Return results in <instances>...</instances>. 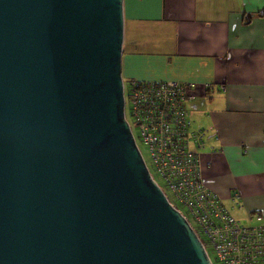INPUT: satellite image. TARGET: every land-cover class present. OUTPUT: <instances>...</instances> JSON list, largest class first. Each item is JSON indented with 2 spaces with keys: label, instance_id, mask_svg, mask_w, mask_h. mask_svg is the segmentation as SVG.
<instances>
[{
  "label": "water",
  "instance_id": "95a60500",
  "mask_svg": "<svg viewBox=\"0 0 264 264\" xmlns=\"http://www.w3.org/2000/svg\"><path fill=\"white\" fill-rule=\"evenodd\" d=\"M124 0H0V264H212L125 116Z\"/></svg>",
  "mask_w": 264,
  "mask_h": 264
},
{
  "label": "crops",
  "instance_id": "0c3cea01",
  "mask_svg": "<svg viewBox=\"0 0 264 264\" xmlns=\"http://www.w3.org/2000/svg\"><path fill=\"white\" fill-rule=\"evenodd\" d=\"M122 73L211 84L189 104L216 133L205 181L239 192L241 219L264 213V0H124Z\"/></svg>",
  "mask_w": 264,
  "mask_h": 264
},
{
  "label": "built area",
  "instance_id": "2783aa9c",
  "mask_svg": "<svg viewBox=\"0 0 264 264\" xmlns=\"http://www.w3.org/2000/svg\"><path fill=\"white\" fill-rule=\"evenodd\" d=\"M210 87L194 81L132 79L128 85L124 82V96L156 173L183 208L153 179L204 239L212 264L209 248L217 264H261L264 213L254 211L249 217L252 222H245L237 215L242 208L239 192H232L227 201L205 181L202 157L204 150L216 151V133L211 126H195L189 103Z\"/></svg>",
  "mask_w": 264,
  "mask_h": 264
},
{
  "label": "rangeland",
  "instance_id": "374dc122",
  "mask_svg": "<svg viewBox=\"0 0 264 264\" xmlns=\"http://www.w3.org/2000/svg\"><path fill=\"white\" fill-rule=\"evenodd\" d=\"M123 78H124L125 85H128V82H129L130 80H132V79L126 78V77H124V76H123ZM127 87H128V86H127ZM189 104H190V103H189ZM130 106H131L130 101H129V100H126V102H125V116H126V119H127L128 123H129V125H130V127H131L132 133H133L134 138H135V140H136V144H137V146L139 147L140 152H141V154H142V156H143V158H144V160H145V162H146V164H147V166H148V169H149V171H150V174H151L152 177H154L157 181H159L160 184H161L162 186H164V191H166V193L171 197L172 202H173L177 207L183 208V206L179 205V203H177L176 201L173 200V196L171 195V193H170L167 189H165V188H166L165 183L162 181L161 177L158 176V174L156 173L155 168H154V166H153V164H152V162H151V158H150V154H149V149H148L147 146H146V145H145V144H144V143L138 138L139 130H138L137 127H135L134 120H133V117H132V115H131V108H130ZM159 182H158V183H159ZM242 220H243V219H242ZM244 221H245V222H248V223H251V222H252L251 220H249V221L244 220ZM194 230H195V229H194ZM196 233H197V232H196ZM197 235L199 236L200 240L202 241V243H203V245H204V247H205V249H206L204 239L201 237V235H199V234H197ZM208 248H209V247H208ZM209 253H210V256L212 257V260L214 261V264H217V262H215L214 254H213L211 248H209Z\"/></svg>",
  "mask_w": 264,
  "mask_h": 264
},
{
  "label": "trees",
  "instance_id": "16d2710c",
  "mask_svg": "<svg viewBox=\"0 0 264 264\" xmlns=\"http://www.w3.org/2000/svg\"><path fill=\"white\" fill-rule=\"evenodd\" d=\"M210 89V88H209Z\"/></svg>",
  "mask_w": 264,
  "mask_h": 264
}]
</instances>
